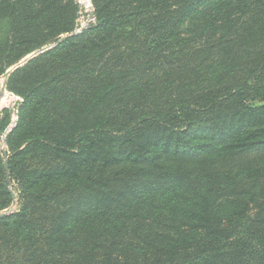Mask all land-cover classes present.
<instances>
[{"label":"trees","instance_id":"trees-1","mask_svg":"<svg viewBox=\"0 0 264 264\" xmlns=\"http://www.w3.org/2000/svg\"><path fill=\"white\" fill-rule=\"evenodd\" d=\"M91 1L7 77L0 264H264V0ZM76 10L0 0V76Z\"/></svg>","mask_w":264,"mask_h":264},{"label":"rangeland","instance_id":"rangeland-1","mask_svg":"<svg viewBox=\"0 0 264 264\" xmlns=\"http://www.w3.org/2000/svg\"><path fill=\"white\" fill-rule=\"evenodd\" d=\"M73 2L77 5V10H76V16L74 18V23H73L72 29L67 31V32L61 33L57 37L56 40H54L48 44H44V45L36 48L34 51L26 54L25 56L20 58L17 62H15L12 66H10L8 69H6V71L0 76V156L4 160V163L6 162L5 166L7 165V153H8V147H7V143H6L7 135L14 128V126L17 124L19 117H20V113L24 109V106H25V97L16 93V91H13L8 87L7 77L12 71L21 67L26 61L31 59L33 56H36L39 53H42V52L52 48L53 46L57 45L58 43H60L61 41H63L64 39H66L67 37H69L71 35L80 33V32L76 31V28L78 27L76 25L78 24L79 20L81 22H86V21L88 22L89 19L91 18L90 17L91 15H89L88 12L83 11L82 14H80L79 20H78L79 6H78V3L76 2V0H73ZM90 2L92 4L91 0H90ZM92 9H93V13H94L93 4H92ZM4 23L5 22H3V24ZM2 28H5V25H2ZM84 30H82V31H84ZM44 47H47V48L44 51L38 52L40 49H42ZM29 56H31V57L29 59H27L26 61H24ZM7 180L10 183L9 177H7ZM15 207H16V200H14L12 205L9 206L7 209L1 211L0 214H2V213L8 214L13 209H15Z\"/></svg>","mask_w":264,"mask_h":264},{"label":"built area","instance_id":"built-area-1","mask_svg":"<svg viewBox=\"0 0 264 264\" xmlns=\"http://www.w3.org/2000/svg\"><path fill=\"white\" fill-rule=\"evenodd\" d=\"M76 2L78 3L79 6V10H78V20H79V16L80 14H82L83 11L88 12L89 15H91L89 18V21L87 22H81L79 20L78 24L76 26H78L76 28L77 32H81L82 30L86 29L91 23L95 22V16L93 13V9H92V4L90 2V0H76Z\"/></svg>","mask_w":264,"mask_h":264},{"label":"water","instance_id":"water-1","mask_svg":"<svg viewBox=\"0 0 264 264\" xmlns=\"http://www.w3.org/2000/svg\"><path fill=\"white\" fill-rule=\"evenodd\" d=\"M47 47H44L42 49H40L38 52L44 51ZM32 56V55H31ZM31 56H29L28 58H26L24 61H26L27 59H29ZM6 163V162H5ZM7 167V166H6ZM4 215L3 213L0 214V216Z\"/></svg>","mask_w":264,"mask_h":264}]
</instances>
